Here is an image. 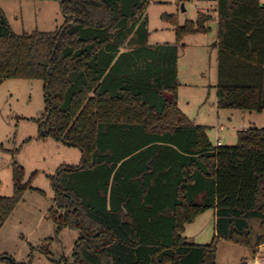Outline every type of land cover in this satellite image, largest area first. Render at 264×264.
<instances>
[{"label": "trees", "instance_id": "16d2710c", "mask_svg": "<svg viewBox=\"0 0 264 264\" xmlns=\"http://www.w3.org/2000/svg\"><path fill=\"white\" fill-rule=\"evenodd\" d=\"M56 1L65 16L58 30L22 34L0 6V85L43 81L40 137L82 151L80 164L53 178L57 231H80L76 261L216 264L220 239L256 252L264 244V126L239 130L236 145H214L177 102L184 40L207 33L213 15L200 10L181 24L164 14L175 42L152 43L147 9L156 0ZM215 11L218 108L264 112V5L216 0ZM24 176L14 161L0 230L33 188ZM210 209L212 242H189L186 226ZM8 259L16 263L0 255Z\"/></svg>", "mask_w": 264, "mask_h": 264}, {"label": "rangeland", "instance_id": "374dc122", "mask_svg": "<svg viewBox=\"0 0 264 264\" xmlns=\"http://www.w3.org/2000/svg\"><path fill=\"white\" fill-rule=\"evenodd\" d=\"M0 6L12 29L18 34L35 29L55 31L65 22L60 2L56 0H0ZM215 7L214 0L152 2L147 9L148 28L152 33L150 42L174 41L175 34L171 25L162 19L164 14H176L183 24L187 20H195L198 11L203 8L205 10L202 11L213 15ZM209 26L207 33L186 38L190 43L186 56L181 59V76L196 86L183 90L185 96L199 94L204 84H213L217 80L213 60L215 55L211 47L217 37L215 16ZM204 40L209 43V47L202 46ZM181 104L191 119L201 122L205 118L208 124L216 125L217 121L219 125L223 124L226 127L221 133L224 145L238 143L240 127L264 126V112L233 110L231 119H227L225 114H220L219 119L216 113L219 110L213 106L212 99L207 103H190L188 106L186 103ZM45 108L43 81L9 79L0 85V196L13 193L14 161L24 166V181H30L33 187L25 192L0 230V255H6L16 263L8 259L0 260V264H81L75 259L80 231L71 228L57 231L55 217L58 218L62 211L54 205L53 178L62 165L80 164L83 155L78 147L49 135L46 138L40 137ZM223 111L226 113L230 110ZM208 133L211 142L216 145L213 129H208ZM15 149L19 151L13 155L12 150ZM201 199L202 196L199 197ZM213 213L210 209L187 225L184 235L189 242H212L215 236ZM260 253L264 254V246ZM254 254L255 251L249 247L220 239L217 243L216 264H250Z\"/></svg>", "mask_w": 264, "mask_h": 264}, {"label": "crops", "instance_id": "0c3cea01", "mask_svg": "<svg viewBox=\"0 0 264 264\" xmlns=\"http://www.w3.org/2000/svg\"><path fill=\"white\" fill-rule=\"evenodd\" d=\"M214 1H216V0H214ZM260 1L264 5V0H260ZM215 8H214V11H213V19H214V16H215V19L217 20V13L215 11ZM202 10H205V8H203ZM190 36H194V35H190ZM217 36H218V34H217ZM150 37H151V35H150ZM186 38H188V36ZM186 38L184 40V45L185 46L180 50L179 58H178V80H179V87H178V91H177V102H178L179 107L189 116V114L183 108V106H182L181 103H186V105L188 106L190 103H207L209 100L212 99L213 106L218 108V95H217V82H218V48L216 47V43L218 41V37H216V40H214V42L212 43V46H211L213 48V50H214V55H215V57H214L213 60H214V68H216V72H217V80L213 84H204V86L202 87L201 91H199V94L193 93L192 95H189V96H185V94L183 93V90H185L186 88H188V89L189 88H193L196 85H194L193 82L187 81L185 78H183L181 76V59H182V57H185L186 56V53L185 52H186V49L188 48V45L190 43V41H186ZM175 39H176V37H175ZM175 39H174L173 42H175ZM169 41H171V40H169ZM191 42H193V41H191ZM152 43H163V42H152ZM202 46L209 47L210 45L207 42L205 43V40H204L202 42ZM203 57L205 59V56L204 55H203ZM208 87H210V88H208ZM211 93H212V96H211ZM218 110L219 111H217L216 113H217V116H218L219 119H220V114H225L227 116V119H231L230 116H233V114H234L233 113V110H235V109H220V108H218ZM223 110H230V111H228L226 113H222ZM240 111H242V110H240ZM249 112H252V111H249ZM261 114H262V112H261ZM204 119L205 118H203V120H202L203 122L202 121L201 122H198V121H196V119H192V120H193V122L195 124L205 125V126L208 127V129H213L214 134L216 135V145L218 144V141L221 142V144H224V142L221 139V133L225 131V128L226 127L223 124H220L219 125V121H217L216 125L208 124V122H206V120H204ZM242 129H247V126H243V127H240L239 128V130H242ZM212 210L214 211L213 214H214V224H215V222H216V213H215V210L214 209H212ZM6 223H7V221L5 222V224ZM5 224L3 226H5ZM263 246H264V244H262L257 249V251L254 254V258L252 259V261L257 257L256 256L257 254H259V256H264V254H261L260 253V249Z\"/></svg>", "mask_w": 264, "mask_h": 264}, {"label": "built area", "instance_id": "2783aa9c", "mask_svg": "<svg viewBox=\"0 0 264 264\" xmlns=\"http://www.w3.org/2000/svg\"><path fill=\"white\" fill-rule=\"evenodd\" d=\"M221 142L218 141L217 145H220ZM251 264H264V256H257L252 262Z\"/></svg>", "mask_w": 264, "mask_h": 264}]
</instances>
